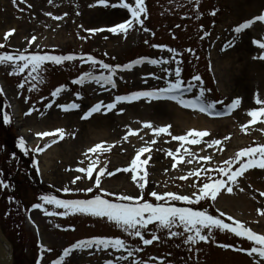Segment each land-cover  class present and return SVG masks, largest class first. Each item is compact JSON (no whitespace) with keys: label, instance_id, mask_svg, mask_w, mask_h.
Segmentation results:
<instances>
[{"label":"rangeland","instance_id":"rangeland-1","mask_svg":"<svg viewBox=\"0 0 264 264\" xmlns=\"http://www.w3.org/2000/svg\"><path fill=\"white\" fill-rule=\"evenodd\" d=\"M210 1L199 0L197 9L195 0H145L147 12L141 16L144 21L143 27L136 24L125 35L123 33L113 34L107 30L103 32L93 30L98 28L107 29L115 26L118 22H124L127 18H130V13L126 10L120 7H111V5L114 3H131L134 6V0H106L109 4L108 7L101 6L99 0H26V3H21L18 7L13 4L12 0H0V43H5L3 36L7 29H15V33L18 35L17 38L15 36L9 38L6 43L7 51L10 49V51L14 52L17 50L25 52L27 49L25 53L30 54L56 51L63 54L96 53L98 57L107 59L114 64L120 63V65H127L129 62L139 59L140 56H150L155 60L163 59L169 61L167 64L159 65H151L145 62L135 65L129 71H121L122 73L119 76L116 74L114 80L118 92L111 85L97 83L94 80H86L83 85L72 83L77 78L70 81L75 76L76 70L79 72L83 71L82 66L88 68L85 73H92L93 76L105 74L102 68H94L91 62L90 65H86V62L75 63L73 64L75 68L67 67L66 69H59L58 66L48 69L49 66H43L38 75L35 73L32 75H29V73L13 75L11 73L14 69L11 65H0V85L3 86V93L0 94V96L2 95V100L0 101V181L3 182L0 184V188H2L0 192L3 193L7 188H12L13 185L16 191L21 188L20 180L16 178L18 173L20 177H28L30 173L33 177H37L34 172L37 170L33 169L31 172L28 169L32 158L30 156L31 152L28 151L30 155L27 152L29 158L20 159V156H16V153L20 155L21 152H24L19 146L20 141L17 140L23 138L21 131L27 129L31 122L40 123L44 118L55 114L62 117L63 115H69L62 113L61 109L63 105L71 103L79 104L80 112L78 111V114L73 115L69 120L71 125L65 127L66 129L64 128L65 131L69 128L71 133L69 132L66 135L68 141L64 139L60 143L64 144L60 147V150L65 151V144H76L84 138L88 141V146L84 149L85 153L88 152L86 151L87 149L89 150L97 144H104L105 147L110 148V151H101L95 155L89 153L88 156L74 154L72 159L65 165L63 173L68 177H66L64 185L52 182V179H55L53 173H56L57 169L62 167V164H59L57 159L53 160L52 169L46 173H44V169L40 170L42 168V163L40 162L38 168L43 183L52 192L59 193H63V189L68 186V189L72 192L62 195L69 199H87L89 197L93 198L98 194L103 195L101 189L115 194L108 196L114 201L115 196L119 194L137 196L140 191L137 185L134 190H128L123 182L116 184L111 183V181L115 178L124 180L131 178V173L118 172L117 170L128 167L139 149L143 147L152 148L150 153L143 155L145 156L144 159L149 155L152 157L150 165L147 167L149 175L148 184L144 189V197L148 202L160 203L155 201L150 195L152 191L160 194L172 192L191 195L197 192L205 182H209V178L218 177L217 172L208 171L207 175L204 173L200 176L193 175L187 180H180L178 179L179 176H187L188 173L199 171L201 168L217 169L225 165L224 162L226 160L233 159L240 150L264 144V130H258V126L255 128L249 127L247 133L240 129L239 133L232 134L230 138V135L225 137L228 130L222 129V127H228L229 124H227L220 125L221 128H218L211 140H208V138L204 139L206 142L220 140L222 141L220 146L210 148L207 143H201L185 145L182 148L180 142L172 140L171 136L165 134L157 137L154 135L153 129L143 127L145 120H148L147 123H151L153 128L171 125L170 122H162V119L158 116L166 114V107L159 105L158 103L160 102L149 101L148 99L134 101L129 106L117 105V108L113 111L106 112L102 110L99 116L93 117L92 126L95 130L100 126L107 128V136L102 138V140L89 141L87 132L85 131L86 137L83 134V128L86 127L88 122L82 120V114L93 104L101 101L105 104L111 103L114 97L120 93L126 94L150 89L157 90V87H166L168 83L174 82L175 69L177 67L181 69L182 78L187 55L184 56L181 53L183 49H180V46H192L198 52L196 46L199 37L197 36H200L202 31L210 33L208 30L213 24L209 15L211 10ZM212 4L214 5V2ZM28 5H32V7L29 8ZM214 7L219 10V15L216 19V28L211 32L212 38L208 46V57L212 68L214 66V76L217 85L215 84V88L209 86L210 90L206 85L202 86L203 83L198 82L196 84L197 93L203 88L206 100L209 102L223 101V104L218 103L221 105L219 108L237 97L241 98L242 103L237 108L238 112L234 120L241 122L243 125L246 124L244 123V116H247L246 113L249 110L260 107L255 103L256 94L259 93L260 97L264 99V61L254 59V57L261 54V50L252 43L253 40L264 41V28L262 27L261 29L256 26L251 30H245L239 35L233 29L240 23L259 15L261 9L264 8V0L259 4H255L251 0H217ZM19 9L24 10L21 12ZM46 13H51V15ZM52 16H63L64 18L54 20ZM144 28H147L148 31H144ZM31 36H36V42L31 44V46H29L28 42L27 47V40L30 41L29 38ZM154 36H156L155 39ZM150 39L152 40L151 45L159 42L165 43V48L169 47L167 45L170 44L178 48L172 52L167 51L161 54L158 52L156 54L155 50L150 52L151 48L141 51L143 50V48L140 49L143 46L142 44H148L147 41ZM230 41L232 42L231 46L225 48V45H228ZM144 48L147 47L144 46ZM0 51L3 53L5 50L0 49ZM227 55L232 59L235 57L236 62L231 72L228 73L222 70L225 78L223 89L220 87V79L215 67L216 59L218 57L221 59L225 58ZM200 57V61L207 68L208 60L206 56ZM195 63L196 61L194 60L187 61L189 66L187 73L190 74V77L198 74L204 79L207 78L206 74L197 73L194 68H190ZM68 70L71 73L75 71L71 78L67 72ZM63 73L70 78V83L63 87L65 89L64 92L52 97V92L59 88V85L67 84L68 79ZM33 76H36V79H33ZM155 77H159V79ZM237 78L243 80L245 86L242 87L237 84ZM21 83L24 85L23 88L18 87ZM54 100L52 107L47 106L50 101ZM30 110L31 114L25 115ZM5 113L11 118L8 123L4 122ZM95 122H98L97 127L94 124ZM262 126L264 129V124ZM240 127L242 128V126ZM130 130L138 131L139 134L129 135ZM170 131L173 135H178L173 126ZM126 135L128 136L127 140L124 139ZM153 139L157 141L154 145L150 143ZM132 140L134 141L131 142ZM24 141L26 146L30 147V144L25 139ZM239 145L241 146L239 147ZM235 146L237 147L235 148ZM185 148L191 153L190 156H183V163L178 164L177 169L173 168L172 166L176 162L167 153L169 151L176 152L177 150L183 153ZM30 149V151H33L31 147ZM207 156L212 157L211 161L202 159ZM89 157H91V160H96L98 165L93 173V180L83 178L73 184L72 178L77 175L84 176L83 173H78L75 169L87 167L91 163ZM81 161H83V164L80 163ZM189 161L192 162L190 163ZM105 165L108 171L115 173L116 176H108L106 174L101 177V189L88 193L86 189L89 186L95 187L93 181L98 171L104 168ZM58 173L62 174V172ZM245 174L248 176L242 177L244 180L233 186L232 194L223 192L222 195L230 196L240 207L244 203L240 196L248 193L247 204L249 207L246 212L236 211V215L241 217V222L245 223L246 226L251 227L257 233L261 234L262 231L264 234V227L260 225L264 221V217H260L257 213L258 208L264 207V196L260 195L261 189L264 191V186L259 188L257 185L259 179L264 181V170L251 169ZM3 185H8V187L5 188ZM240 188H243L244 191L241 192ZM15 197L20 200L22 205L25 204L18 192L15 193ZM11 200L13 198H10ZM5 201L4 197L0 198V221L3 225L8 226L10 221L6 216ZM202 202L204 201H201L200 204ZM219 202L220 199L215 202V205L220 210ZM48 207V211L52 212L54 210L53 206L48 205ZM220 211L226 214L224 220L227 223H231L232 221L227 220V216L232 214L229 215V212L225 211L224 208ZM256 213L257 217H255ZM28 214L27 217H24L27 222L24 223L25 226L21 229L19 228L21 226L20 223L15 228H8L14 234L16 240L15 264H35L40 254L38 250H41L37 243L42 244L45 249H52L57 253H61L65 247L77 243L78 238L91 239L94 237L124 238L130 248H143L142 252L136 253L129 261H121L120 264H132L134 260L149 261L150 257L157 258L156 261H149L153 264H159V260L165 261V258L169 260L165 264H173L172 262L176 264H255V260L258 259V257H242L240 254L219 249L216 246L217 242H227L236 247L240 243L233 241L237 238L231 233L218 230H214L215 240L213 242H201L193 246L190 251L189 245L184 243V236L169 238L167 230L160 228L152 230L148 228L144 232H148L151 237L153 234L158 235L161 238V243L155 241L153 247L148 246L145 248L142 242L138 241V238L124 233L122 229L107 221L106 218L88 216L87 220H82L80 215L76 213L68 214L67 216L63 215L62 217L66 219L63 221L61 219L57 220L53 216H47L42 209H33ZM250 216L252 217L250 218ZM28 218L36 225V231L28 225ZM71 219L75 221H70ZM61 225L65 228H79L74 234H66L67 232H64L65 230L60 227ZM180 230L182 231V229ZM238 239L241 240L240 238ZM242 242V245H244L246 241ZM243 248L246 249L247 247L244 246ZM57 253L56 255L47 253L46 256L49 259L46 260L47 262L44 260L43 264H49L50 261L57 257ZM122 254L126 253H116L111 249L108 251L96 249L76 250L66 258V264H106L109 259L115 260L116 256ZM169 256L172 257V260Z\"/></svg>","mask_w":264,"mask_h":264},{"label":"snow or ice","instance_id":"snow-or-ice-1","mask_svg":"<svg viewBox=\"0 0 264 264\" xmlns=\"http://www.w3.org/2000/svg\"><path fill=\"white\" fill-rule=\"evenodd\" d=\"M14 5L21 3H26V0H12ZM197 9L199 7V0H195ZM99 4L104 7H108L109 4L106 0H99ZM29 8L32 5H28ZM111 7H120L130 13V18H127L124 22H118L115 26L109 27L107 29L98 28L93 31L103 32L105 30L112 32L113 34L127 33L136 25L139 24L141 27L144 25L143 19L141 16L147 12V7L145 0H134V6L131 3H119L112 4ZM24 9H19L23 11ZM51 15V13H46ZM211 15L215 16L216 11H213ZM63 16H52L54 20H61ZM257 22L264 24V14L258 15L253 19H248L243 23H240L236 26L233 31L239 35L245 30L250 29ZM15 29H11L5 33L3 40L5 43H0V49H4L2 54H0V65H11L14 71L11 73L13 75L18 73H23L26 70L29 75L39 74L42 67L46 62H51L52 64H61L65 61H75L77 59L74 55H41V54H25V52L15 51V54H10L6 50V43L9 38L15 33ZM144 31H148L147 28H144ZM36 36H31L29 41V46L36 42ZM252 43L261 50V54L254 57L264 61V41L253 40ZM232 42L230 41L228 45H225V48L230 47ZM168 52H172L173 49L168 48ZM80 60L85 62L90 61L93 65L100 64L104 70H106L108 75H99L93 76L92 73H85L80 76L79 79L72 81L74 84L83 85L86 80H94L97 83H102L105 85H111V87H116V82L114 76L118 70L129 71L135 65H140L145 62L151 65L167 64V60H155L149 59L145 61L144 59H139L134 62V64H128L125 66H116L112 67L107 63L102 61H97L92 56H81ZM159 79V77H155ZM33 79H36V76H33ZM194 81L199 82L202 80L200 76H195ZM195 85L191 82L185 87V82L181 79V69L177 67L175 69V79L174 82L168 83L166 87L159 88L154 91H136L130 95H117L114 97L113 102L105 104L103 101L96 103L92 106L87 113H85L82 119H89L93 114L105 110L106 112H111L117 108V105L122 103H132L140 99L151 100H172L175 101L178 105L183 108L191 109L193 111H199L201 113L212 115L216 113L217 104H223V101H211L206 102L205 90L201 88L199 90V95L193 99H185L183 93L186 91H191ZM18 87L23 88L24 85L21 83ZM63 87L57 88L52 92V96L56 97L60 93L64 92ZM3 93V89L0 88V94ZM242 103L241 98L237 97L232 100L228 107V111L236 110ZM255 103L260 107L249 110L246 115L250 117V120L242 125L241 130L247 133L249 126L255 125L257 123L264 124V99L260 97V94L257 93L255 97ZM51 107V105H49ZM80 105L77 103H72L70 105H63L62 108L65 112L79 109ZM31 110L26 112L25 115H30ZM4 122H10V117L5 113ZM146 129H153L155 136L159 137L167 134L171 136L172 140L180 142V146L183 148L185 145H196L201 143H207V146L217 147L222 144L220 140H212L209 142L204 141L205 137L210 136L211 134L208 131H198L190 130L186 135H173L170 131L171 125L166 127L153 128L151 123H145L143 125ZM264 130V129H262ZM138 131H129V135H138ZM38 136L49 137L54 136L59 139H63L65 135L64 129H57L56 131L42 132L38 133ZM125 140L128 139L126 135ZM56 141L54 140L53 143ZM151 144H156L157 141L153 139ZM19 146L27 154V148L25 147V141L23 138L20 139ZM45 147H51V145H46ZM36 151L40 152L43 149L37 148ZM101 151H110V148L105 147L104 144H97L94 147L90 148L88 152L84 155L88 156L89 153L93 155ZM152 151L151 147L140 148L138 153L132 159L130 165L126 168L118 169V172L131 173V180L139 188V193L137 196L119 194L115 196V202L111 199L105 198L108 196L115 195L113 193L107 192L106 190L101 189V177H104L106 174L108 176H113L115 173L108 171L107 166L101 168L95 180L93 181L95 187L89 186L86 191L88 193L94 192L96 189H101L103 195H95L94 198L90 199H58L54 195H42L40 200L43 201V204L54 205L57 209H64L63 213L60 215L67 216L68 214L81 213L91 217L97 218H106L107 221L113 223L118 228L122 229L124 233H127L131 237L138 238L144 246L152 245L155 241H158L160 237L156 234H153L151 238H145V229H148L150 225H156L160 229L168 231L169 238L181 237L184 236V243L189 245V250L191 251L193 246L203 242L210 243L215 240L214 230L220 232L231 233L234 237L240 238L242 241L250 242L251 247L244 249L242 247H236L233 244L219 243L217 242L216 246L229 250L231 249L234 252H243L249 257H258L255 260V264H264V234H259L254 231L251 227L245 225V223L235 220L232 216H227V220L232 221L231 223L225 222L224 218L225 213L223 211L219 212V217L211 214L207 208L204 210H194L192 206L200 204L201 201H211L212 204H215L218 196L222 192H227L228 194L233 193V186L238 185L240 178H242L246 172L251 169H261L264 170V144H260L254 147H247L236 153L233 159L226 160L225 167L218 169H203L199 171L190 172L187 176H179L180 180H187L190 176H200L202 173L207 175L208 171L217 172L218 176L221 178H209V182H205L202 187L198 189L197 192L192 193L191 195L187 194H178V193H164L160 194L156 191H152L150 195L157 202L163 203H153L145 200L144 189L148 184V171L147 165L152 159L151 155L147 156L146 159H141L145 153H150ZM188 149L185 148L183 153H180L179 150L176 152L169 151L167 155L172 157L176 162L173 164L175 168L178 164L183 163V156L190 155ZM91 160V157H89ZM202 159L211 161L212 157L207 156ZM190 163L192 161H189ZM83 164V161L80 162ZM239 165V167H236ZM98 165L96 160H91V163L87 167L76 168L75 171L78 173H83L84 176L77 175L72 183L75 184L77 181L86 178L88 180H93V173L96 171ZM3 182L0 181V184ZM5 188L8 185H3ZM241 192L244 191L243 188L239 189ZM63 191L67 193L68 188H64ZM261 196H264V191L260 193ZM171 202H183L186 206H175ZM43 204L36 203L34 208L42 209L47 216H54L58 213L48 211L47 208L43 207ZM257 213L260 217H264V207L258 208ZM258 222V221H257ZM182 229V231L180 230ZM85 249H96L101 251L114 250L116 253H126L118 255L115 257V260L109 259L106 264H120L121 261H129L130 258H133L136 253L142 252L143 248H130L124 239L121 238H109V237H94L91 239L80 240L75 243L73 246L65 248L63 254L59 259H54L52 264H66V258L70 254L74 253L76 250H85ZM51 251V249H44L41 247V252ZM42 259V257H41ZM156 257H150L149 261H156ZM132 264H149V262L143 260H134ZM159 264H165L164 260H159Z\"/></svg>","mask_w":264,"mask_h":264},{"label":"bare ground","instance_id":"bare-ground-1","mask_svg":"<svg viewBox=\"0 0 264 264\" xmlns=\"http://www.w3.org/2000/svg\"><path fill=\"white\" fill-rule=\"evenodd\" d=\"M251 1L255 4H259L263 0H251ZM9 30L10 29H7V31H9ZM5 33H4V35H5ZM17 37H18V35L15 34V38H17ZM28 42H29V40H27L26 46L28 45ZM234 58L233 59L229 58L227 55L225 58L221 59L220 57H218L216 59V69H217L218 76L220 79L219 80L220 81V87L223 89H224V85H225V78H224V73L222 72V70H225L228 73L231 72L233 70V68L235 67L236 61ZM233 79H234V77H233ZM229 81H231V80L229 79ZM236 83L241 85L242 87L245 86V83L243 82V80H241L239 78L236 79ZM158 104L164 105L166 107V109H165L166 114L158 115V116L162 119V122H170L173 125V127L175 128V131L177 132L178 135L179 134L182 135L184 131H186V133H187L188 131L193 130V129L198 130V131H209L210 134H215V132H217L216 130L218 129L219 125L229 124L228 127H226V126L222 127V129L228 130L225 137L230 135V138H231L232 134L239 133V129L241 128L240 126H242L241 123L235 122L234 117H231V118L226 119V120L213 121V120H209V119L201 117L199 115L198 111H191V112L184 111V110H181L178 107H175L174 105H171L169 103H158ZM73 115H76V114L72 113L69 115H64L63 117H60L58 114H55L53 116H49V117L44 118L40 123L31 122L29 124V126H27V129H24L21 132V135L28 143H30L32 145L33 149H37L38 146H40L42 144H46L48 142V139L51 137V136L41 137V136L37 135L38 133L56 131L57 129H64L65 127L71 125V123H69V120ZM244 120H245V122L246 121L248 122L250 120V117H246ZM93 121H94V119H91L86 124V127L83 128V132H84L83 134L86 137L85 131L87 132V135H88L87 139H89V141H91V140L92 141L93 140L94 141L102 140V138H105L107 136V128L105 126H100L97 130H95L94 127L92 126ZM94 124L97 127L98 122H95ZM258 124H259L258 130H261L262 125L260 123H258ZM68 131H65L66 135L68 134ZM212 136L213 135H211L209 138H212ZM63 145L64 144H60L59 147L54 146V147L50 148L49 150L47 149L46 152L39 157V160L42 162L41 170L44 169L43 171H44V173H46L47 171L49 172V170L52 169V166L54 164L53 160L57 159V162L59 164H62V167L57 169L56 173H53V175H55V179H52L53 180L52 182H54V183L57 182V183H61L64 185L65 181H66V177H68L66 174L63 173L64 169H65V165L67 164V162L69 160L72 159L74 154H77V155L78 154L79 155L85 154L84 149L87 148L88 141H86L83 138L81 140V142H78L76 144H69V143L65 144L66 145L65 151L60 150V147ZM188 156H190V155H188ZM58 172H62V174H59ZM244 176L247 177L248 175L245 174ZM73 179L74 178H72V180ZM120 182H123V184L128 183L127 185H125V188L128 190H134L135 189L136 184L131 179L124 180L122 178H115L111 181V183H116V184L120 183ZM257 185L259 188L260 187L262 188V186H264V181L262 179H260V181L257 182ZM261 192H262V189H261ZM240 197L242 199V202L244 201L243 205L240 207L235 202V200H233L228 195H222L220 197L219 206L222 209L224 208L226 211H228L231 214L236 213V211L246 212V209L249 207V205L247 204L248 193H244ZM251 217L252 216H250V218ZM29 223L32 224L34 228H36V226L31 221H29ZM260 225L262 227H264V221ZM261 233H262V231H261ZM4 254L6 255V252H4Z\"/></svg>","mask_w":264,"mask_h":264},{"label":"water","instance_id":"water-1","mask_svg":"<svg viewBox=\"0 0 264 264\" xmlns=\"http://www.w3.org/2000/svg\"><path fill=\"white\" fill-rule=\"evenodd\" d=\"M6 252V255L4 254ZM0 264H13V249L10 240L0 229Z\"/></svg>","mask_w":264,"mask_h":264}]
</instances>
